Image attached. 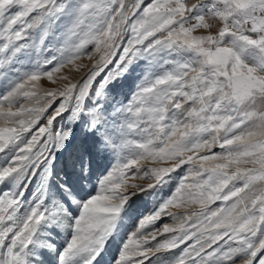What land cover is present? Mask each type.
<instances>
[{
  "label": "snow or ice",
  "instance_id": "obj_1",
  "mask_svg": "<svg viewBox=\"0 0 264 264\" xmlns=\"http://www.w3.org/2000/svg\"><path fill=\"white\" fill-rule=\"evenodd\" d=\"M0 264H264V0H0Z\"/></svg>",
  "mask_w": 264,
  "mask_h": 264
},
{
  "label": "rangeland",
  "instance_id": "obj_2",
  "mask_svg": "<svg viewBox=\"0 0 264 264\" xmlns=\"http://www.w3.org/2000/svg\"><path fill=\"white\" fill-rule=\"evenodd\" d=\"M84 63H87V61L85 60ZM74 75H77V76H78V74H74ZM41 83H42V86L45 87V88H49V89H51V88L56 87V85H54V84L48 82L47 80H43V81H41ZM215 150L218 151L219 149L217 148V149H215ZM106 164H107V161H104V160L99 161V162L97 163V165H96L97 170H99L100 168L104 167ZM148 166H151V165H148ZM134 182H136V183H144V180H136V181H134ZM173 211H176V209H173ZM117 243H118V242H117ZM115 247H116V245H113L111 251L114 252V251H115Z\"/></svg>",
  "mask_w": 264,
  "mask_h": 264
}]
</instances>
